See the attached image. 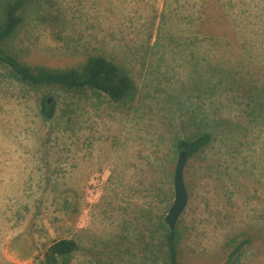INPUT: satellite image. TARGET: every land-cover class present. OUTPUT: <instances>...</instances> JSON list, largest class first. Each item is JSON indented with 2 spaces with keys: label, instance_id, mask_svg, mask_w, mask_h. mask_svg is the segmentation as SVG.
I'll list each match as a JSON object with an SVG mask.
<instances>
[{
  "label": "rangeland",
  "instance_id": "rangeland-1",
  "mask_svg": "<svg viewBox=\"0 0 264 264\" xmlns=\"http://www.w3.org/2000/svg\"><path fill=\"white\" fill-rule=\"evenodd\" d=\"M21 15L4 45L21 61L100 54L135 95H71L0 62V264H40L62 237L79 245L72 264H152L178 140L200 132L211 140L184 167L182 261L264 264V0H29Z\"/></svg>",
  "mask_w": 264,
  "mask_h": 264
},
{
  "label": "trees",
  "instance_id": "trees-1",
  "mask_svg": "<svg viewBox=\"0 0 264 264\" xmlns=\"http://www.w3.org/2000/svg\"><path fill=\"white\" fill-rule=\"evenodd\" d=\"M28 1L0 0V62L9 66L19 81L35 86H55L68 94L77 96L83 95L90 89L106 94L110 101L117 104L133 100L135 87L127 70L118 62L103 55H90L75 65L51 69L27 64L8 51L4 45L22 24L21 10ZM228 41L232 42L230 38ZM245 74H249V70H246ZM241 87L237 86L238 89ZM39 112L45 119L52 118L55 113L54 101L49 103L45 96L42 97ZM210 140L209 132H200L191 137L179 139L177 148L178 150L184 148L189 157H195L209 144ZM159 220L151 236L155 240L152 250L156 256L152 264H184L180 246L182 231L177 224L170 229L164 218ZM247 243L248 239L238 243H234L233 240L229 242L228 246L234 248L229 253L228 260ZM78 250L79 245L73 238L54 239L45 246L40 264H72Z\"/></svg>",
  "mask_w": 264,
  "mask_h": 264
},
{
  "label": "water",
  "instance_id": "water-1",
  "mask_svg": "<svg viewBox=\"0 0 264 264\" xmlns=\"http://www.w3.org/2000/svg\"><path fill=\"white\" fill-rule=\"evenodd\" d=\"M47 101L49 102L50 98H47ZM188 157L189 154L184 148L179 150L173 173V201L167 214L164 216V220L170 229L175 227L176 222L188 201V193L184 183V167Z\"/></svg>",
  "mask_w": 264,
  "mask_h": 264
}]
</instances>
